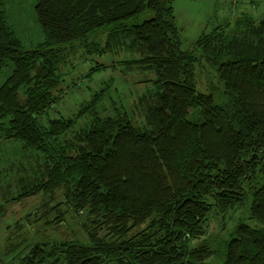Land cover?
<instances>
[{"label": "trees", "instance_id": "16d2710c", "mask_svg": "<svg viewBox=\"0 0 264 264\" xmlns=\"http://www.w3.org/2000/svg\"><path fill=\"white\" fill-rule=\"evenodd\" d=\"M37 1L45 40L24 51L0 0V70L13 64L0 87V140L29 150L6 168L21 176L11 201L44 194L39 219L56 212L47 222L58 230L71 212L88 240L48 237L19 264H204L220 248L193 243L215 209L253 195L251 216L264 223V20L240 17L196 41L223 82L218 101L197 89L196 56L181 47L173 0ZM145 11L150 19L128 23ZM105 26L96 52L133 53L127 67L152 70L157 91L133 113H100L101 90L74 117L44 123L63 82L58 46ZM84 117L88 127L79 126ZM222 245L224 264H264V229L240 222Z\"/></svg>", "mask_w": 264, "mask_h": 264}, {"label": "rangeland", "instance_id": "374dc122", "mask_svg": "<svg viewBox=\"0 0 264 264\" xmlns=\"http://www.w3.org/2000/svg\"><path fill=\"white\" fill-rule=\"evenodd\" d=\"M6 12L7 24L22 43L24 51L38 49L45 40V32L39 21L37 0H2ZM176 22L181 29L184 51H194L196 60L197 89L204 93H214L219 101L223 82L217 76V67L210 64L196 41L203 32H210L220 25L233 23L240 17H249L256 21L264 20V0H173ZM152 13L143 12L128 23H141L150 19ZM112 26H105L87 37L73 43L58 46L63 50L66 65L63 64V82L60 87V98L43 117V122L61 117H74L82 105L96 97L102 90L95 108L100 113L115 112L114 107L133 113L139 98L157 91L156 74L150 69L127 67L125 60L136 55L129 52L98 54L97 48L105 45ZM99 63L105 67L93 70ZM13 73V64L9 62L0 70V87ZM134 109V110H133ZM90 119L84 117L79 126L88 127ZM17 141L0 140V264H19V259L29 252L33 243L44 241L48 237L66 239L79 238L88 240L82 231V224L71 212L65 215L66 221L57 230L53 222L54 214L39 219L42 214V203L48 200L44 194L29 196L21 201H11L22 191L18 181L20 172L6 171L10 163H21L24 153ZM9 201L8 202V199ZM253 195L234 210L225 213L215 209L210 215L207 233L193 243H215L219 252L204 261V264H224L226 261L223 240L230 237L240 222L255 229H264V223L251 216ZM64 209V208H63ZM51 227V228H50ZM217 241V242H216Z\"/></svg>", "mask_w": 264, "mask_h": 264}]
</instances>
